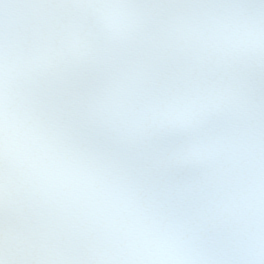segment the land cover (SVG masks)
I'll list each match as a JSON object with an SVG mask.
<instances>
[{"label":"snow or ice","instance_id":"snow-or-ice-1","mask_svg":"<svg viewBox=\"0 0 264 264\" xmlns=\"http://www.w3.org/2000/svg\"><path fill=\"white\" fill-rule=\"evenodd\" d=\"M0 264H264V0H0Z\"/></svg>","mask_w":264,"mask_h":264}]
</instances>
